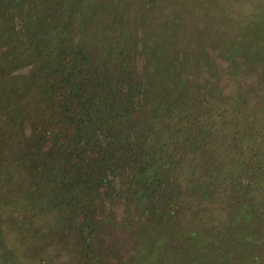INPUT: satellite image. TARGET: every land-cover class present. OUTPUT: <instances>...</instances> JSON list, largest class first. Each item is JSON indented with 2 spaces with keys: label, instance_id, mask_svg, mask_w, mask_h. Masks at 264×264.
<instances>
[{
  "label": "rangeland",
  "instance_id": "1",
  "mask_svg": "<svg viewBox=\"0 0 264 264\" xmlns=\"http://www.w3.org/2000/svg\"><path fill=\"white\" fill-rule=\"evenodd\" d=\"M0 264H264V0H0Z\"/></svg>",
  "mask_w": 264,
  "mask_h": 264
},
{
  "label": "trees",
  "instance_id": "2",
  "mask_svg": "<svg viewBox=\"0 0 264 264\" xmlns=\"http://www.w3.org/2000/svg\"><path fill=\"white\" fill-rule=\"evenodd\" d=\"M77 97H80V98L76 100V103H79L83 106H91L92 105V103H91L93 101L92 98H90L88 100L87 98H85L84 94H82V95L79 94ZM109 99H111V98H109ZM83 109H84L83 112H81V110H75L73 114H71L68 118H66L65 128L68 127V128H71L72 130L73 129L77 130L72 141H74V143H76V144H81L83 146L80 149V151L83 150V156L86 157V158H84V163H86V164L81 166L82 169H86V176L83 178L82 181H80L79 185H83V188H88V189H93L94 191H98L99 185L105 186V184L107 182H109V180H108V172L109 171H110V173H113V172L117 171L118 169L124 170L125 167L123 165H121V159H118V158H116L115 168H113L112 166H109L107 163L110 160L112 161V159L114 157L109 156L108 153L103 149L102 150L93 149V144H94L93 138L95 137L94 128L97 124H94L92 126H87V123L89 122L90 118L87 119L86 117L90 116L92 114V112L94 111V109L93 108H85V107ZM96 122H97V120H94V123H96ZM110 122L112 123L111 119L105 118L104 122L102 120L99 122V125L103 126V130L106 129V131H108L107 125H109ZM77 123L79 124L78 126H77ZM96 131L98 132L99 128H97ZM100 132H102V131H100ZM86 138H87V140L84 142V139H86ZM172 150L174 151V149H172ZM89 151L97 152L100 156V160L95 162V163H94V161L89 162V157L91 154V152H89ZM83 156H81V157H83ZM138 159L139 160H136L135 162H137L139 164V167L142 169L141 172H143V167H145L144 169L146 171L147 170L152 171L153 165L157 164V162L161 163L162 165L164 164V166L167 165V166L171 167L170 164L173 161L171 156H169V154L166 153L164 150L161 151L160 149H156L155 147H151V146L146 148L144 145H143V153L139 154ZM144 162H147V163H144ZM49 165H50V163H46V165L44 166V169L47 170L49 168ZM67 167H66V165L65 166L61 165V166H58V169L63 170V168H64L65 172H67V170H70L72 168V164L68 163ZM55 168L56 167L53 166V169H55ZM157 171H154L151 174L152 175V180H151L152 183H155V181L157 180V177H159L161 175V174H158ZM61 176H63V172H62ZM47 179L48 178H45V182ZM42 181H44V178L42 179ZM66 186H67V182H59L56 180L55 177H53V188L59 192L58 197L61 198L62 196H64L63 190ZM156 190H157V188H154V190H152L151 192H148L147 194H143L141 196V201H142L141 203H143V200H150L152 198L158 199V193L159 192H156ZM68 199L67 198L63 199L61 201L60 205H64L65 201H67Z\"/></svg>",
  "mask_w": 264,
  "mask_h": 264
}]
</instances>
